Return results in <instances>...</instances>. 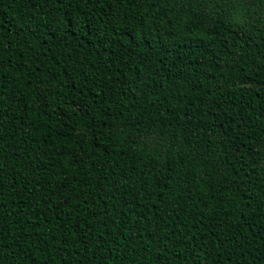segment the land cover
I'll use <instances>...</instances> for the list:
<instances>
[{
    "label": "trees",
    "instance_id": "1",
    "mask_svg": "<svg viewBox=\"0 0 264 264\" xmlns=\"http://www.w3.org/2000/svg\"><path fill=\"white\" fill-rule=\"evenodd\" d=\"M0 264H264V0H0Z\"/></svg>",
    "mask_w": 264,
    "mask_h": 264
}]
</instances>
